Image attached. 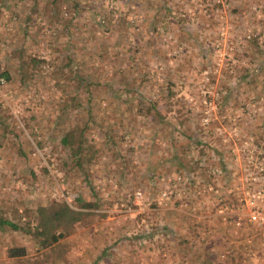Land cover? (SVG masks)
<instances>
[{"label":"rangeland","instance_id":"1","mask_svg":"<svg viewBox=\"0 0 264 264\" xmlns=\"http://www.w3.org/2000/svg\"><path fill=\"white\" fill-rule=\"evenodd\" d=\"M46 1L0 0L2 219L74 209L85 180L102 207L44 249L0 229V264H264V0ZM167 89L161 120L135 111ZM88 113L102 152L75 170L58 139Z\"/></svg>","mask_w":264,"mask_h":264},{"label":"trees","instance_id":"2","mask_svg":"<svg viewBox=\"0 0 264 264\" xmlns=\"http://www.w3.org/2000/svg\"><path fill=\"white\" fill-rule=\"evenodd\" d=\"M54 1L55 0H47L46 2L49 6H51ZM121 20H123V18H121ZM64 24V29L68 28V20H65ZM31 60H33V58H31ZM0 76L5 80L8 79L6 71L0 72ZM82 81L87 83L85 79ZM170 94L171 91L168 90L166 96L162 97V100L150 102L149 106H145V102L137 99L135 102V111H139L143 116H150L154 121L161 120L162 116L157 109V104L161 103V101H166L167 105L170 107ZM87 101H89V96H87ZM69 103L74 107L82 106V103H77L73 98L69 100ZM177 116H182L181 119L178 120V126H182V120L186 118L183 117V113H179ZM89 117L90 114L88 113L86 115V119L80 125H70L68 128L64 129V132L58 139L60 150H63V152L66 153V157L70 163V168L75 170L86 171L89 165L94 163L97 158L96 152H102L101 147L100 149L94 147V143H92L90 139L85 136V128L87 126V122L90 120ZM109 140L111 144H115V141L111 136H109ZM190 140L194 143V146L198 148L197 157L199 159V161L196 163L193 162L192 164L197 168H206L205 164L207 163L209 153L206 152L203 145L197 143L200 142L198 139L192 138ZM216 155L218 156L219 153H216ZM200 159L204 160L201 161V164H199ZM180 164L182 168H185L184 163L181 162ZM214 164L215 166H219V164L223 165L220 159L219 161L214 162ZM85 187L89 191L88 196L90 197L83 198L80 194H76L73 197L74 209L69 207L64 201L55 202L53 200H49L38 205L33 213V221H35L33 226H30L31 224L28 222H24L21 226H18L6 219H2V209L0 208V229L9 228L14 231L22 230L29 234L31 238H34L37 249L48 248L62 238L66 231L72 230L75 226L81 225L82 221H86V216L90 214L93 215V213L85 212L84 210L102 207V199L99 195V191H97L94 186H92L91 182L87 180H85ZM11 213L14 214L13 211ZM26 252L27 249L24 245H10L6 248V256L9 258H20L25 256Z\"/></svg>","mask_w":264,"mask_h":264},{"label":"built area","instance_id":"3","mask_svg":"<svg viewBox=\"0 0 264 264\" xmlns=\"http://www.w3.org/2000/svg\"><path fill=\"white\" fill-rule=\"evenodd\" d=\"M4 80L2 79V77H0V83H3ZM249 217L251 220H256V217H259L261 219V221L263 222L264 218L260 215H255L254 212H250L249 213Z\"/></svg>","mask_w":264,"mask_h":264}]
</instances>
